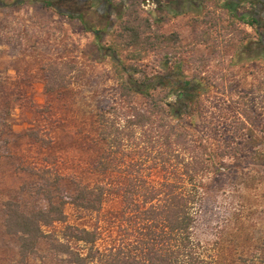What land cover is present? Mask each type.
<instances>
[{
    "label": "rangeland",
    "instance_id": "374dc122",
    "mask_svg": "<svg viewBox=\"0 0 264 264\" xmlns=\"http://www.w3.org/2000/svg\"><path fill=\"white\" fill-rule=\"evenodd\" d=\"M110 3L106 14L102 9L86 11L82 4L74 7L84 15L85 27L38 1L0 8V264H43L37 257L23 263L17 239L6 235L3 227L4 201L20 196L17 191L22 186L23 199L29 200L34 185L40 183L27 168L44 166L51 158L61 174L88 184L106 180L93 167L103 149L96 115L100 107L120 102V80L144 93L151 80V93L166 92L165 103L195 124L199 136H235L232 119L241 120L239 114L245 109L255 114L254 124L236 135L249 143L237 159L225 164L234 169L237 183L247 186L241 194L250 206L248 230L259 248L264 239V23L252 28L233 14L262 19L260 0ZM131 11L142 20L140 33L151 48L115 45ZM114 46L118 62L98 50ZM49 62L75 66L73 83L58 94L44 91L43 74ZM136 103L143 111L150 106L149 98L140 95ZM170 121L176 124L178 119L172 116ZM34 127L49 131L51 146L27 137ZM122 160L120 172L130 158L125 155ZM153 164L144 163V168H153L151 180L159 181ZM121 201L117 192H109L99 216L68 207V223L90 229L100 222L104 234L117 238L125 224ZM202 210L195 236L211 242L226 213L213 202H206ZM46 250L43 246L39 253L45 255Z\"/></svg>",
    "mask_w": 264,
    "mask_h": 264
},
{
    "label": "trees",
    "instance_id": "16d2710c",
    "mask_svg": "<svg viewBox=\"0 0 264 264\" xmlns=\"http://www.w3.org/2000/svg\"><path fill=\"white\" fill-rule=\"evenodd\" d=\"M24 1L0 0V8L21 5ZM33 1L60 15L78 19L84 27V15L74 7L82 4L86 11L108 12L103 2L95 0ZM136 1L140 4L144 0ZM63 6L67 10H62ZM233 17L257 29L255 17L249 19L244 14ZM142 23L137 12L131 11L117 32L115 45L144 44L151 48L140 33ZM116 48L98 47V50L107 51L118 62ZM74 71L72 64H46L45 93L53 95L68 89ZM151 84L144 93L120 80V102L102 106L97 112L103 149L93 167L106 177L105 181L88 184L61 174L51 158H47L44 166L27 168L40 182L28 195L30 199H23L26 190L22 186L17 191L20 196L3 203L4 232L17 239L23 263L37 257L43 264L45 260L55 264H264V239L257 248L258 243L253 244L248 230L250 206L241 194L247 186L238 184L234 169L225 164L237 159L249 143V140L241 142L237 136L254 124L255 114L245 109L239 114L241 120L232 119L229 127L235 136H199L195 124L187 123L173 105L165 103L166 92L151 93L154 86ZM138 95L150 100L144 111L136 103ZM172 116L178 119L176 124L170 121ZM41 130L34 127L27 137L51 146L49 131ZM125 155L130 161L120 172ZM149 161L158 169L159 181L151 180L153 168H144ZM112 191L122 199L125 221L117 238L104 234L100 222L90 229L68 223V207L82 215L99 216L106 195ZM206 202H213L217 208L222 206L226 213L211 242L195 236ZM58 226L61 228L57 229ZM43 246L47 248L45 255L39 253Z\"/></svg>",
    "mask_w": 264,
    "mask_h": 264
},
{
    "label": "flooded vegetation",
    "instance_id": "af4514ba",
    "mask_svg": "<svg viewBox=\"0 0 264 264\" xmlns=\"http://www.w3.org/2000/svg\"><path fill=\"white\" fill-rule=\"evenodd\" d=\"M95 1H101V2H103V7L105 6V7H107V8H109V7H112V4L110 3L111 1H113V0H95ZM250 1H253V0H250ZM262 2H264V0H261ZM236 3H239V2H237L236 1ZM260 4H258V8H264V6L263 7H261V6H259ZM263 5H264V3H263ZM101 6V7H102ZM157 7V6H156ZM257 8V9H258ZM252 17H254L253 15H251ZM256 18V17H255ZM257 19V18H256ZM257 22H258V25H261L262 23H264V14L262 15V19L260 18V19H257Z\"/></svg>",
    "mask_w": 264,
    "mask_h": 264
},
{
    "label": "crops",
    "instance_id": "0c3cea01",
    "mask_svg": "<svg viewBox=\"0 0 264 264\" xmlns=\"http://www.w3.org/2000/svg\"><path fill=\"white\" fill-rule=\"evenodd\" d=\"M260 2H261L260 4H261V5H262V7H263V6H264V5H263V3H264V2H262L261 0H260ZM263 9H264V8H263ZM263 14H264V13H263Z\"/></svg>",
    "mask_w": 264,
    "mask_h": 264
}]
</instances>
